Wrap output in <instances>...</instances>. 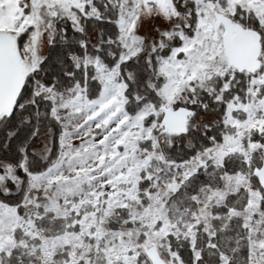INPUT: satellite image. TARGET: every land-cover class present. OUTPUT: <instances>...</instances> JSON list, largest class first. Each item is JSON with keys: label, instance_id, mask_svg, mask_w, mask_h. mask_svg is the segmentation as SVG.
<instances>
[{"label": "snow or ice", "instance_id": "6c2138e0", "mask_svg": "<svg viewBox=\"0 0 264 264\" xmlns=\"http://www.w3.org/2000/svg\"><path fill=\"white\" fill-rule=\"evenodd\" d=\"M0 264H264V0H0Z\"/></svg>", "mask_w": 264, "mask_h": 264}]
</instances>
